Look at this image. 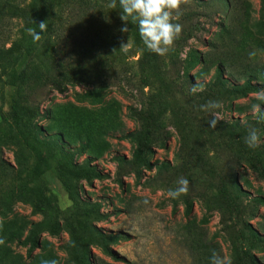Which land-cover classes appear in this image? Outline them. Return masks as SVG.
<instances>
[{
	"label": "rangeland",
	"instance_id": "374dc122",
	"mask_svg": "<svg viewBox=\"0 0 264 264\" xmlns=\"http://www.w3.org/2000/svg\"><path fill=\"white\" fill-rule=\"evenodd\" d=\"M30 1L0 0V47L15 45L27 58V81L18 89L6 86V71L0 68V264H41L46 259L57 264H209L212 250L233 263L244 248L264 264V242L245 234V225L234 229L216 211L215 178L200 180L199 170L191 172L183 176L189 181L187 193L178 199L167 196L181 178L170 177L167 170L180 166L184 136L202 145L222 178L234 164L231 148L222 140L206 142L204 131L212 132L208 121L213 115L218 120L214 136L223 133L221 128L231 131L239 125L247 134L256 127L261 139L256 150L264 166V121L251 113L256 91L248 90L264 89V0L182 2L180 18L173 22L183 26L181 35L193 36H179L163 64L145 68L153 86L149 93L130 82L139 79L140 51L131 30L120 31V11L106 9L112 15L105 20L112 32L104 37L106 51L80 54L77 50L88 44V37H67L70 47L59 51L58 37H52L53 52H48L46 37L34 42L28 32L20 36L25 24L17 10ZM89 20L76 19V32ZM128 39L129 47L121 49ZM253 51L257 54L250 58ZM55 60L73 64L69 75L75 82L60 89L49 84L46 73L53 71ZM162 73H168L165 79ZM218 77L227 89L247 90L245 96L218 91L211 100L222 107L201 115L192 106L203 91L193 94L190 89L194 84L213 88ZM16 96L27 101L29 129L38 139L32 156L21 157L4 121ZM148 109L160 116L164 142L151 147L140 181L131 174L119 185L116 160L131 159L140 128L134 113ZM240 149L236 155L245 156L250 148ZM36 162L43 169L39 177ZM238 163L244 167L238 174L245 193L241 219L264 241V205L258 203L264 199V178L245 160ZM80 170H94L101 178H75L72 173ZM43 220L47 226L28 255L19 241Z\"/></svg>",
	"mask_w": 264,
	"mask_h": 264
},
{
	"label": "trees",
	"instance_id": "16d2710c",
	"mask_svg": "<svg viewBox=\"0 0 264 264\" xmlns=\"http://www.w3.org/2000/svg\"><path fill=\"white\" fill-rule=\"evenodd\" d=\"M108 3L109 0H31L28 5L21 9L18 8L17 10L25 24L20 31V36L26 35L28 28H36V31L39 32L40 29L36 25H39L40 22L47 21V30L41 33V37H46L44 39L47 42V46L49 44L48 52H53V47L50 45L52 37H58L57 48L59 51L67 49V46L70 47L67 43V37H88L90 38L88 44L85 47H79L77 51L80 54L84 52L90 55L101 53L106 51V46L108 44L104 37H110L112 34L107 23H105V20L112 18V15L106 12V9H108ZM113 10L115 12L120 11L118 0L117 7ZM86 11L94 14L88 16ZM84 16H87L90 19L87 22V27L83 30L82 28L81 30L77 29L78 32H76L77 24L74 26V21L76 19L84 18ZM127 26L131 30L132 37H135L134 45L140 51V58L137 61V65L140 67V72L138 74L139 79H132L130 82L137 91L142 92L143 88H149V93L152 91L153 86L149 82V77H147V71L145 68L153 65L160 66L164 63V58L144 49L135 24L129 23ZM180 36L192 37L193 35L192 33H187L186 35L184 34ZM30 37L32 36L30 35ZM41 39L39 41H41ZM178 44L179 43L176 40L173 46H177ZM72 47L74 50L76 49L74 44ZM52 65V72H54V74H50L52 72L46 73V80L50 85L56 89H60L63 84L67 82H75L76 79L69 75L71 67L73 66L70 61L59 62L55 60ZM26 67V54L21 51L20 48L15 45H12L8 49L0 47V68L6 71L7 77L5 84L7 87L18 89L26 83ZM167 74L168 73H162L160 78L165 79ZM209 86H204L203 92L199 96L200 102L194 103L192 106L194 109L198 110L201 115L205 113L199 110V106L206 103L208 100H211L212 97L214 98V93L222 91V95L224 96L243 97L247 91L245 89H227L224 82L219 77L216 79L213 88H210ZM248 90L254 92L257 91L255 88ZM30 116L31 113L29 112L27 101L21 97H12L4 121L9 128L10 139L21 151V157L25 155L32 156L39 149L38 139L33 136L29 129L28 124ZM134 118L139 122L140 128L138 133L133 137L135 146L131 159L126 160L118 158L116 160V182L119 185H122V178L124 176L131 174L135 177L137 182L141 180V168L145 165L147 154L150 152L153 145L162 144L164 142L166 134L163 133L164 130L161 125L160 116L154 109L137 111L134 113ZM221 130H223V133L219 136H214L215 132L213 129L212 132L208 130H205L204 132L207 140L205 141L208 142L207 144H212L214 142L212 138H214L215 140H222V142L225 143V147L231 148V152L233 153L231 160L234 164L227 170V176H225V178L219 176L217 167L214 163L211 164V159L213 158L207 157V154L202 149V145L197 143L194 144L191 139L186 136L182 138V157L180 160V166L172 169L169 168L167 171L169 172L170 177H188L189 173L199 170V174H203L200 176V180H204L205 177L215 178L217 183L215 186V197L218 203L216 211L220 212L222 216L226 215L234 229H237L239 225H245V234H249L255 242H264L263 238L251 227V225L244 223L241 219V215L243 214L241 201L245 193L242 191L238 181L239 171L244 169L242 163H238L240 160H245L246 164L250 166L253 172L264 178V166L259 157L260 154L256 150V147L253 149H247V154L245 156H242V154L236 155L235 152L241 150L240 148H246L244 137L247 134L242 131L239 125H235L231 131H227L225 128H221ZM34 173L37 177L43 174V169L38 162L35 163ZM72 175L78 179H88L90 177L97 179L101 178V175L94 170H80L72 173ZM255 202L256 200H254V203ZM258 203L264 205V199H259ZM87 213L91 214L93 211L90 210ZM225 224H227V220L224 221V225ZM46 226L47 224L44 220L33 223L24 239L19 241V244L22 247L27 248L28 255L38 247V235L46 228ZM51 228L53 227L51 226ZM245 234H242V236L245 237ZM231 264L263 263H260L249 250L244 248L238 255L237 259Z\"/></svg>",
	"mask_w": 264,
	"mask_h": 264
},
{
	"label": "clouds",
	"instance_id": "9594fccd",
	"mask_svg": "<svg viewBox=\"0 0 264 264\" xmlns=\"http://www.w3.org/2000/svg\"><path fill=\"white\" fill-rule=\"evenodd\" d=\"M182 2L186 0H118L120 8V20L123 26L120 31L127 33L129 31L128 24H135L143 47L148 52L154 53L157 56H166L173 47L174 42L182 33L183 26L179 23H174V20L180 18V7ZM107 7L116 9L117 0H109ZM36 28H28L27 32L32 36L33 41H39L41 33L47 30V21L40 22ZM129 47V39L127 43L122 44L121 49ZM256 52H250L249 57L256 56ZM190 91L195 94L203 91V85L194 84ZM256 103L250 106L251 113L254 118L259 121H264V89L256 91L254 94ZM222 103L216 100H208L206 103L199 106V110L212 115L215 110L220 109ZM218 120L213 115L208 121L209 128L214 129L217 126ZM245 145L252 149L259 146L261 143L259 130L256 127H249L247 135L244 137ZM189 181L181 177L177 181V187L167 190V196L171 199H178L188 191ZM4 244V240L0 238V245ZM41 264H57L55 260H42ZM209 264H231V261L221 256L215 250H212Z\"/></svg>",
	"mask_w": 264,
	"mask_h": 264
}]
</instances>
